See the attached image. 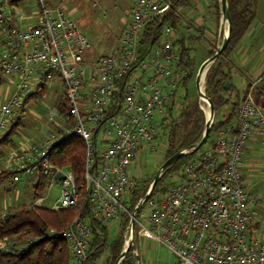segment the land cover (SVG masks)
<instances>
[{
  "label": "built area",
  "instance_id": "built-area-1",
  "mask_svg": "<svg viewBox=\"0 0 264 264\" xmlns=\"http://www.w3.org/2000/svg\"><path fill=\"white\" fill-rule=\"evenodd\" d=\"M171 10V0H136L115 51L93 58L91 40L63 6L47 0H0V88L6 79L15 87L0 103V139L21 119L30 95L49 89L55 79L64 85L69 119L61 115L64 122L57 127L62 129L10 150L8 164L15 181L41 174L50 184L58 182L57 209L76 206L84 197V211L49 233L69 242L72 264H85L91 256L95 221L124 226L121 254L130 234L128 252L115 264H141L136 234L167 249L175 264H264L261 196L249 188L243 169L250 139L264 142V107L256 99L259 79L248 84L236 117L180 166L179 179L153 191L132 233L140 201L129 206L138 188L133 163L140 154L160 148L156 116L179 98L189 74L171 27L164 34L174 38L145 56L140 53L147 23L162 20ZM55 109L60 115L59 106ZM74 136L85 144L81 189L71 168L51 160L54 147Z\"/></svg>",
  "mask_w": 264,
  "mask_h": 264
},
{
  "label": "rangeland",
  "instance_id": "rangeland-1",
  "mask_svg": "<svg viewBox=\"0 0 264 264\" xmlns=\"http://www.w3.org/2000/svg\"><path fill=\"white\" fill-rule=\"evenodd\" d=\"M51 6H63L68 10V13L71 17L77 22L79 27L86 33L89 39L92 42L91 56L99 57L103 54H110L115 51L118 44L120 43L121 35L126 22L129 20L131 15V7L135 0H47ZM232 2H238V6L242 9L248 0H231ZM240 1V2H239ZM258 4H257V3ZM230 0H228L229 7ZM221 10V5H220ZM252 10L255 13L258 11L261 15L264 14V0H255L253 2ZM222 20V12H221ZM228 28V22L222 20L221 33L218 36L217 41L215 42L216 49L222 44L224 35ZM210 53H205L203 47L197 45L196 53L193 54L194 71H198L200 66L203 63L206 55ZM215 62V61H214ZM211 63L210 67L207 70V74L214 64ZM223 62L229 64V59L226 57L223 58ZM230 68V65H229ZM196 75L191 78L185 89L179 91V98L172 103L166 105V107L158 112L156 116V124L158 130V151L155 152H145L138 156L137 160L134 161L132 166V173L138 179L137 186L139 190L148 191L151 183L152 177L157 173L159 168L165 162L167 158L168 151V142L164 134L163 127L161 126L162 120L168 116V110L173 105L175 108L174 114L171 115L170 120L176 126L180 128V133L186 134L189 129H192V126L195 122L198 125L203 124V118L201 114L195 111V106L198 104L199 108L202 110L205 119H207L206 109L203 107L204 103L197 90L196 84ZM206 74V79H207ZM264 77V76H263ZM263 82V81H262ZM264 85V82H263ZM49 89L44 90L42 93L34 94L35 96L30 100L29 103L25 106V114L22 115V119L19 127L15 129V134L11 138L10 143H4L0 145V171L12 169L8 164V153L12 149H18L27 143H36L40 142L43 139H46L52 132H57L62 128H58L57 125L64 122L61 115L65 120L69 119L68 112L66 113L61 106L65 100L64 98V85L58 79L52 81ZM243 85H238V93H243ZM14 83L10 79H6L3 86L0 88V103L3 102L10 95L12 90H14ZM204 92L208 93L206 81L204 84ZM228 96V95H227ZM230 98V97H229ZM232 102V100H231ZM230 102V104H232ZM60 110V115L56 112L55 108ZM192 114L189 117V120L186 116L187 113ZM225 114V110L218 112V118H222ZM226 116V115H225ZM217 118V120H218ZM215 133L212 134L210 140H208L200 149H205L209 141L213 140ZM78 139H75V143ZM263 141V140H262ZM256 147V159L255 163L251 166L254 168L253 177H250V180L256 184L258 192L260 194L261 201L259 203V211L262 210L261 218L264 220V142H262ZM6 142V140L4 141ZM81 143V142H80ZM81 147V144H79ZM249 145V143H248ZM30 146V145H29ZM82 148V147H81ZM79 148L78 150H81ZM249 150V149H248ZM247 150V151H248ZM245 151L244 154V164L251 163V154L252 150L249 152ZM179 167H177L178 169ZM246 173V169L244 168ZM172 169H168L169 175ZM177 170L174 173H171L168 177L164 178L162 182L156 186L155 191L161 190L163 186L169 185V183L174 180L179 179ZM248 175V174H246ZM147 188L145 189V187ZM160 186V189H159ZM162 186V187H161ZM34 182L29 181L27 175H23L22 179L15 181L13 177L7 178L0 183V213L9 210L10 208H15L18 205L33 206L34 204H39V206L49 209H54L57 206L59 207L61 202L59 198L61 196L62 187L58 182H53L49 184L44 190H42L39 195L42 200L37 199L35 203L33 202L34 196ZM146 191V192H147ZM154 191V192H155ZM134 199V194L131 196ZM129 206H133V201ZM39 201V202H38ZM34 203V204H33ZM147 209V208H146ZM55 210H58L57 208ZM261 212V211H260ZM75 217V216H74ZM74 219V218H73ZM62 227L49 226L48 234L53 232L52 230L59 231ZM108 241L105 250L99 256V264H115L116 259L113 260V253L111 250V245L114 241L122 235V238H125V228L124 226L119 227L118 222L112 223L108 226ZM264 229V225H263ZM138 234L135 237V243H138L139 240ZM32 238H22L20 240L14 239L11 240L12 243L20 244L21 242L31 241ZM7 244V243H6ZM1 247L5 243L0 244ZM109 261V262H108Z\"/></svg>",
  "mask_w": 264,
  "mask_h": 264
},
{
  "label": "trees",
  "instance_id": "trees-1",
  "mask_svg": "<svg viewBox=\"0 0 264 264\" xmlns=\"http://www.w3.org/2000/svg\"><path fill=\"white\" fill-rule=\"evenodd\" d=\"M171 1L173 2V10L169 11L162 20H160L159 17H155L147 23L140 41V53L142 56L149 54L151 48L163 44L165 40H171L174 38L169 35H165L164 30L166 27H171L174 33L178 30V25L182 16L181 13L178 12L177 6L182 3L183 0ZM253 2L255 3V0H248L242 9L239 8L238 2H232L230 0L229 3V10L232 18L230 43L222 55L215 60L207 74L206 79L207 94L213 100L215 105V117L208 140L219 128L225 126L236 117L240 106L242 97L238 96V100L232 104V112L226 116L223 115L222 118H218V112L220 109L230 104V98L227 96V93L233 88L229 64L223 62V58L226 57V55L229 57V54L233 50L234 46L250 28L255 17V11L252 10ZM216 13L218 19H220L221 10L218 0H216ZM174 44L179 47L182 64L189 68V74L185 78L181 88L185 89L188 81L193 78L196 75L195 73L198 71H194L193 69L192 64H194V57L190 54L189 48L185 43V39L183 37L176 38ZM214 53L215 50H212L210 52V56ZM228 81H230V87L226 88V83ZM44 90L45 89H39L37 93H42ZM34 94L27 98L26 103L30 102V100L35 96ZM256 99L258 103L264 107V93L262 90L256 91ZM61 106H63V110L66 113H69L67 104H62ZM174 108L175 107L173 105L170 107L168 110V116L165 117L161 123L168 142L169 152H167L168 154L166 160L175 152L188 148L195 142L199 141L203 136L206 123L202 110L199 108L198 104H196L195 111L201 114L203 124L198 125V123L195 122L192 129H189L184 135L180 133V128L172 123V120H170L171 115L175 112ZM25 111L26 110L24 109L22 113L25 114ZM186 116L189 120V117H191L192 114L188 112ZM21 119L17 120L4 134V136L0 139V145L11 142V138L13 137V134H15L14 130L19 127ZM75 139H78L76 143ZM5 140L6 142H4ZM79 144H81L82 148L78 147L80 146ZM79 148H81V150H78ZM84 154V142L80 138L74 136L69 140L58 143L54 147L51 155L53 163L60 167H69L74 171L80 189L83 184ZM192 156L193 153L187 154L173 161L168 166L169 171L172 169L170 174L178 170L180 166L187 162ZM177 167L179 168L177 169ZM168 169L160 178L159 182H162L164 178L170 175H166L168 173ZM13 175L14 171L12 169L0 171V183L7 178L13 177ZM33 177V202L35 203L37 199L41 198L39 193L44 190L50 182L41 174L34 175ZM153 178L154 177H152V181ZM146 188L147 186L145 189ZM146 191L139 190L138 188L134 191L133 208L140 198L145 196ZM82 211H84V197L81 198L78 205L69 208L55 210L44 208L38 206L37 204H34L33 206H25L21 204L15 208L12 207L9 210L0 213V244L5 243L3 247H0V264H72V254L69 242L60 236H49L48 230L50 225L65 227L73 220L74 216ZM94 228L95 236L93 243L91 244L92 254L85 264H93V261H95L103 253L107 245L109 233L108 226L95 221ZM97 230L100 231L104 238H100ZM27 237L32 238V240L21 242L20 244L12 243L11 241ZM123 243L124 239L122 238V235H120V237L117 238L111 245L113 260H117L119 258L123 249Z\"/></svg>",
  "mask_w": 264,
  "mask_h": 264
},
{
  "label": "crops",
  "instance_id": "crops-1",
  "mask_svg": "<svg viewBox=\"0 0 264 264\" xmlns=\"http://www.w3.org/2000/svg\"><path fill=\"white\" fill-rule=\"evenodd\" d=\"M218 1L220 3V0ZM177 10L181 13L182 19L178 25V30L175 31V35L177 38L183 37L185 39V43L192 57L193 54L196 53L197 45L203 47L205 53H210L212 50L216 51L215 42L222 28L221 17L218 19L216 13V0H183L182 3L177 6ZM209 56L210 54L206 55L203 62L209 58ZM228 59L233 88L227 95L230 97V102L232 100V104L238 100V96L242 97L248 84L253 79L260 80V89L264 93V77L262 75L264 72V14L261 15L258 11L255 13L250 28L234 46ZM238 85L244 86L242 94L238 93ZM232 104L222 107L219 111L220 114L221 111L224 110L225 114L223 115L231 113ZM261 141V137L253 136L248 142L249 145L245 150H252L251 163H245L244 168L246 169L245 174H248L249 188L255 192H258V189L256 184L250 180L254 172V168L251 165L256 162V147ZM249 150L247 152H249ZM33 178V176L28 177L31 182ZM39 200L42 199L40 198ZM260 211L262 214V210ZM119 227L121 229L123 226L119 225ZM139 237L141 238H138L139 242L136 243V246L139 249L141 264H175L174 256L167 249L159 246L151 238L140 235ZM98 258L93 261V264H99Z\"/></svg>",
  "mask_w": 264,
  "mask_h": 264
},
{
  "label": "water",
  "instance_id": "water-1",
  "mask_svg": "<svg viewBox=\"0 0 264 264\" xmlns=\"http://www.w3.org/2000/svg\"><path fill=\"white\" fill-rule=\"evenodd\" d=\"M220 5H221V12H222V20L224 22H226V21L228 22L227 31L224 35V39H223L222 44L219 46V48H217V50L215 51V53L212 56L207 58L202 63V65L200 66V68L197 72V76H196V84H197L198 94H199L200 98L204 97L207 99V102H208L209 108H210V115L207 116L203 136L199 141L195 142L190 147L185 148V149H181V150L175 152L172 156H170L167 160H165V162L159 168L157 173L154 175V178H153V181L151 183L149 190L146 192L145 196L140 199V201L138 202V204L135 207L134 216H133V219L131 221V228H132L133 234L135 233V220L138 217V215L140 214L144 204L150 198L151 194L153 193L156 186L158 185L160 178H161L162 171L167 169L168 166L173 161H175L176 159H179V158L187 155L188 153H192V152L199 150L208 141V138H209V135L211 132V128H212V124L214 121V117H215V105H214L213 100L208 96V94L206 92H202L200 89L201 76H202L204 69L206 67L209 68L210 64L213 63L216 59H218L222 55V53L225 51V49L227 48V46L230 43L231 32H232V18H231L230 10L228 7V0H220ZM229 87H230V81H228L226 83V88H229ZM186 149H190V151L187 152ZM131 243H132V240H130L129 246L131 245ZM129 246L127 247L126 251L124 253H122L120 256H126L128 249H129Z\"/></svg>",
  "mask_w": 264,
  "mask_h": 264
},
{
  "label": "bare ground",
  "instance_id": "bare-ground-1",
  "mask_svg": "<svg viewBox=\"0 0 264 264\" xmlns=\"http://www.w3.org/2000/svg\"><path fill=\"white\" fill-rule=\"evenodd\" d=\"M207 68L208 67H206L204 69V71L202 73V76H201L200 89H201L202 92H204V84H205V81H206V74H207V70H208ZM201 100L204 102V103H202L203 107L206 109L207 115L209 116L210 115V108H209V104L207 102V99L202 97ZM126 238H128V240H131V237H130L129 233H128Z\"/></svg>",
  "mask_w": 264,
  "mask_h": 264
}]
</instances>
